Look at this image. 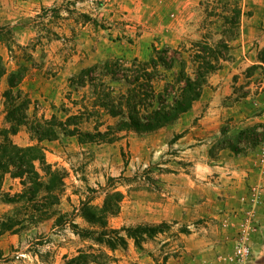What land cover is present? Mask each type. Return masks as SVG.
Listing matches in <instances>:
<instances>
[{"label": "rangeland", "instance_id": "374dc122", "mask_svg": "<svg viewBox=\"0 0 264 264\" xmlns=\"http://www.w3.org/2000/svg\"><path fill=\"white\" fill-rule=\"evenodd\" d=\"M213 1L0 0L6 69L0 95L8 76L20 71L18 90L31 102L29 117L64 122L80 109L68 99L69 78L107 60L144 61L152 47H190L206 34L204 6ZM240 6L244 15L226 61L173 124L122 134L113 143L79 136L38 142L24 127L9 135L18 148L42 147L45 163L64 176V185L52 204L43 189L31 199L19 179L0 173V221L11 222L0 235V264H63L78 251L101 254L99 264H236L240 236L255 252V188L247 185L239 195L236 182L243 156L261 148L249 163L253 168L264 157V123L253 121L264 113V0H241ZM4 118L0 105V134L7 129ZM93 126L82 123L79 130L94 134ZM114 192L122 200L106 229L123 244L109 250L75 232L101 230L81 210L84 204L100 209ZM243 264H264V257L252 253Z\"/></svg>", "mask_w": 264, "mask_h": 264}, {"label": "trees", "instance_id": "16d2710c", "mask_svg": "<svg viewBox=\"0 0 264 264\" xmlns=\"http://www.w3.org/2000/svg\"><path fill=\"white\" fill-rule=\"evenodd\" d=\"M240 2L215 0L206 3L203 12L206 18L201 24L206 34L199 41L189 43L188 48L152 47L150 56L144 61L114 59L81 69L68 80V99L73 107L80 105V109L64 122L55 116L50 120L29 117L31 102L18 90L24 76L20 71L11 73L7 89L0 95L7 124V129L0 134L3 139L0 143L2 177L9 174L12 179H19L31 199L43 189L55 204L64 185V176L45 163L42 147L18 148L9 140V135H16L24 127L38 142L79 136L90 142L113 143L121 139L122 134L144 135L176 122L200 98L208 76L217 70L220 62L226 61L229 39L237 33L244 15ZM209 18L213 21L208 22ZM212 36L218 37L214 44L209 42ZM5 75L0 57V79ZM105 118L114 122L108 123ZM91 121L94 122V134H82L79 125ZM102 127L103 132L99 130ZM121 200L122 195L114 192L107 195L100 209L84 204L82 216L101 230L75 234L109 250L123 244L122 238L109 236L116 234L114 230L106 229L108 216L118 213ZM62 220L63 217H59L56 221L61 223ZM9 229L10 221H0V235ZM100 257L101 254L95 256L91 252L78 251L70 259L64 257L63 264H99Z\"/></svg>", "mask_w": 264, "mask_h": 264}, {"label": "crops", "instance_id": "0c3cea01", "mask_svg": "<svg viewBox=\"0 0 264 264\" xmlns=\"http://www.w3.org/2000/svg\"><path fill=\"white\" fill-rule=\"evenodd\" d=\"M185 115V114H184ZM253 121L257 123H264V113L258 114L257 117H254ZM261 150L260 147L255 149V153L248 154L247 156H243L241 158L242 163L240 167V173L241 177L237 180V184L240 189L239 195H243L246 192L247 185H251V188H255V197L258 203L257 211H256V217H257V223L256 227L254 229L255 233V242H254V257L256 259H261L264 257V177L260 174L261 169L259 167H254L249 164L253 161L254 157L256 158L257 152ZM255 154V155H254ZM259 154V153H258ZM250 165V166H249ZM250 167H252L250 169ZM248 173V175H247ZM241 186H240V185ZM256 255V256H255Z\"/></svg>", "mask_w": 264, "mask_h": 264}, {"label": "built area", "instance_id": "2783aa9c", "mask_svg": "<svg viewBox=\"0 0 264 264\" xmlns=\"http://www.w3.org/2000/svg\"><path fill=\"white\" fill-rule=\"evenodd\" d=\"M260 169L264 170V157L261 159ZM252 249L245 240V236H240L234 246V261L236 264L246 263L252 257Z\"/></svg>", "mask_w": 264, "mask_h": 264}]
</instances>
